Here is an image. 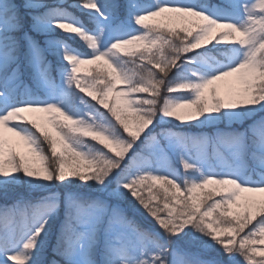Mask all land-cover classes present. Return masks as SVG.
<instances>
[{
  "label": "snow or ice",
  "instance_id": "obj_1",
  "mask_svg": "<svg viewBox=\"0 0 264 264\" xmlns=\"http://www.w3.org/2000/svg\"><path fill=\"white\" fill-rule=\"evenodd\" d=\"M0 197V264H264V0H0Z\"/></svg>",
  "mask_w": 264,
  "mask_h": 264
},
{
  "label": "trees",
  "instance_id": "obj_2",
  "mask_svg": "<svg viewBox=\"0 0 264 264\" xmlns=\"http://www.w3.org/2000/svg\"><path fill=\"white\" fill-rule=\"evenodd\" d=\"M173 163H174V166H175V167H177V168L179 167V162H178V160H177V161H173ZM10 201H11V200L5 201L2 197H0V206L4 205V204H6V203L11 204Z\"/></svg>",
  "mask_w": 264,
  "mask_h": 264
},
{
  "label": "rangeland",
  "instance_id": "obj_3",
  "mask_svg": "<svg viewBox=\"0 0 264 264\" xmlns=\"http://www.w3.org/2000/svg\"><path fill=\"white\" fill-rule=\"evenodd\" d=\"M85 67L87 68V67H91V66H85ZM179 167H182V166L180 165V163H179ZM153 191L156 192L157 189H153ZM145 195H147V192H145ZM10 203H12V201H10Z\"/></svg>",
  "mask_w": 264,
  "mask_h": 264
}]
</instances>
